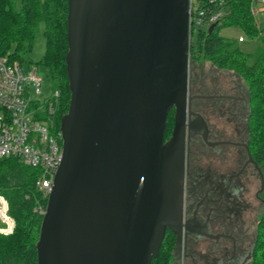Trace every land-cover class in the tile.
<instances>
[{
  "label": "water",
  "instance_id": "1",
  "mask_svg": "<svg viewBox=\"0 0 264 264\" xmlns=\"http://www.w3.org/2000/svg\"><path fill=\"white\" fill-rule=\"evenodd\" d=\"M68 4L71 99L38 264H152L182 231L187 127L207 129L191 108V3Z\"/></svg>",
  "mask_w": 264,
  "mask_h": 264
},
{
  "label": "trees",
  "instance_id": "2",
  "mask_svg": "<svg viewBox=\"0 0 264 264\" xmlns=\"http://www.w3.org/2000/svg\"><path fill=\"white\" fill-rule=\"evenodd\" d=\"M201 2L207 18L212 13L222 11L223 14L211 33L205 26L192 25L190 56L200 63L210 60L218 68L232 70L246 81L250 102V149L255 159L264 164V30L255 22L254 0ZM68 3L69 0H0V55H8L23 64L22 53L32 49L40 24H44L46 49L41 63L58 80L54 90L59 91V96L52 119L55 134L61 132V119L71 99L66 62ZM235 23L252 38L261 36L262 45L255 53L244 52L237 41L219 34V27ZM174 113L173 108L168 117L166 139L174 128ZM59 140L62 144L61 137ZM40 174L39 168L26 165L17 157L0 159V193L9 201L10 214L16 219L12 234L0 233V264H38L37 241L49 197L37 186ZM257 233L256 246L247 264H264V209ZM172 246L173 238L167 233L159 256L152 264H171Z\"/></svg>",
  "mask_w": 264,
  "mask_h": 264
},
{
  "label": "flooded vegetation",
  "instance_id": "3",
  "mask_svg": "<svg viewBox=\"0 0 264 264\" xmlns=\"http://www.w3.org/2000/svg\"><path fill=\"white\" fill-rule=\"evenodd\" d=\"M206 78L190 71L191 95L202 96L191 108L207 129L187 127L183 227L180 238L166 232L173 238L171 264H247L264 209V164L249 144L248 91L239 82L227 92L210 89ZM196 86L201 90L194 92ZM207 113L224 121L214 125Z\"/></svg>",
  "mask_w": 264,
  "mask_h": 264
},
{
  "label": "built area",
  "instance_id": "4",
  "mask_svg": "<svg viewBox=\"0 0 264 264\" xmlns=\"http://www.w3.org/2000/svg\"><path fill=\"white\" fill-rule=\"evenodd\" d=\"M190 3L191 30L193 24L204 27L222 17L221 11L207 18L201 0ZM254 3V13L264 11V0ZM41 90L42 79L35 69L26 70L24 63L0 55V159L17 157L26 165L39 168L37 186L49 195L63 158V142L60 144L61 132H53L52 120L59 91L53 90L52 95L41 100ZM15 228L9 201L0 193V233L9 235Z\"/></svg>",
  "mask_w": 264,
  "mask_h": 264
},
{
  "label": "rangeland",
  "instance_id": "5",
  "mask_svg": "<svg viewBox=\"0 0 264 264\" xmlns=\"http://www.w3.org/2000/svg\"><path fill=\"white\" fill-rule=\"evenodd\" d=\"M253 7L257 8V4L254 3ZM254 19L257 24H259L260 22V25L264 30V11L254 13ZM209 27L210 25L205 26V30H208ZM218 31L222 37L237 41L241 49L246 53H255L262 45L261 36L256 38L250 37L245 32L243 27L238 23H235L233 25L221 26L218 28ZM262 35L264 36V32ZM195 41L196 47H198L197 34L195 36ZM45 49L46 39L44 36V24H40L32 49L26 50L24 53H22V56L25 59L24 68L26 70L35 69L42 79V90L39 95V98L41 100H44L45 98L52 95L54 87H57L58 85V80L53 78L49 68L41 63V60L45 53ZM190 71L192 75L195 76H199L201 72L207 74V78L205 79V81L209 84L210 89L222 88L223 91L227 92L232 89L235 82H239L247 91L248 86L243 78L239 77V75H237L232 70H229L227 68H218L210 60H206L203 63H200L199 61L192 59L190 56ZM198 90L200 91L201 89L196 86L194 88V92ZM207 114L210 121H212V124L214 125H220L221 122L224 121L223 117H221L219 114ZM260 209L262 210L263 207Z\"/></svg>",
  "mask_w": 264,
  "mask_h": 264
}]
</instances>
